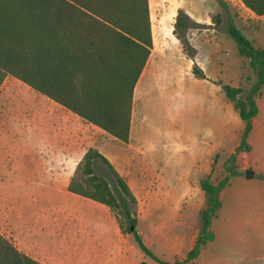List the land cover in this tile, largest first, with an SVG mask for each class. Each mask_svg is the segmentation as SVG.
Wrapping results in <instances>:
<instances>
[{
  "label": "crops",
  "instance_id": "crops-1",
  "mask_svg": "<svg viewBox=\"0 0 264 264\" xmlns=\"http://www.w3.org/2000/svg\"><path fill=\"white\" fill-rule=\"evenodd\" d=\"M217 7L215 0H183L180 5L199 27V33L189 39L197 54V41L207 37L208 32H216L211 22V8ZM172 11L177 12L176 9ZM252 14L254 21L264 22V16ZM186 60L194 63L187 55ZM197 63L205 72L198 60ZM49 100L46 104L49 111L35 118L36 124L27 130L32 136L42 137L40 152L30 155L26 161L33 173L39 175L20 176L15 166L6 179L0 171V234L20 252L41 264H137L130 259V237L122 234L111 210L68 190L85 153L94 148L126 178L139 205L151 178L154 179V214L169 215L170 225L174 223L181 230V234L170 237L169 252L164 259L169 263L185 259L199 237L200 212L206 205L200 183L202 179L212 177L215 159L225 153L229 143L233 146L228 154H235L241 143L244 123L233 103L227 104L220 97L201 98L198 101L203 125L200 133L191 129L192 124L186 123L185 129L170 134V144L161 147L146 140L143 134L139 143H135L134 124L143 122V117L136 113L140 98L135 89L129 142L123 143L102 130L104 135L101 133L83 151L82 119ZM257 106L258 114L248 139L251 151L238 156L241 161L239 172L252 170L254 175L247 178L239 173L230 178L220 194L221 210L211 224L215 238L190 264H226V252L222 247L229 246L234 240L229 230L232 222L229 213L249 212L255 232L264 233V206L256 202L264 199V91L257 98ZM227 138L230 139L228 144ZM119 167L136 170L129 175L121 173ZM179 167H185L181 175L178 174ZM158 168L169 169V173H159ZM184 199L189 204L183 211L177 205ZM242 205L251 208L247 211ZM153 254L158 257L157 253ZM145 257L147 264H159Z\"/></svg>",
  "mask_w": 264,
  "mask_h": 264
},
{
  "label": "trees",
  "instance_id": "trees-1",
  "mask_svg": "<svg viewBox=\"0 0 264 264\" xmlns=\"http://www.w3.org/2000/svg\"><path fill=\"white\" fill-rule=\"evenodd\" d=\"M241 1L256 16H264V0ZM217 2L227 7L224 0ZM195 26L180 9L174 34L194 62V77L207 80L195 61V49L178 33L181 27ZM227 33L255 74L247 89L220 84L244 123L241 143L231 156L235 164L238 154L251 151L248 139L258 114L257 96L264 89V49L255 48L234 23ZM153 46L149 0H0V88L12 76L123 143L130 139L134 92ZM100 164L108 172L99 167L98 175ZM229 172L218 183L211 176L202 179L206 205L200 212L199 237L186 258L173 263L162 261L146 246L137 230L136 196L97 149L85 153L68 190L107 206L122 234L131 235L141 251L157 263L190 264L215 238L211 224L222 207L221 191L230 177L239 174ZM120 217L126 221V231ZM0 264L41 263L0 234Z\"/></svg>",
  "mask_w": 264,
  "mask_h": 264
},
{
  "label": "rangeland",
  "instance_id": "rangeland-1",
  "mask_svg": "<svg viewBox=\"0 0 264 264\" xmlns=\"http://www.w3.org/2000/svg\"><path fill=\"white\" fill-rule=\"evenodd\" d=\"M182 1L149 0L154 46L140 78L141 82H138L137 88H139H136L137 98H140L136 113L143 117V122L140 125H137V122L134 124V135L137 137L135 143H139L143 134L146 140L163 147L171 143L170 134L185 129L186 123L192 124L191 129L200 133L203 125L200 123L202 112L198 101L201 98L220 97L229 104L230 101L222 91L221 85L247 89L255 81V74L249 67V60L238 54L237 44L227 33V29L234 23L255 48L264 49V22L254 21L251 18L253 14L241 0H224L227 7L217 2L218 7L211 8V22L216 32H208L207 37L197 41L196 58L204 67L205 75L208 77L207 80H199L193 75L194 63L186 60L187 54L183 44L174 34ZM173 9L177 12L172 11ZM198 29L199 27L196 26L188 30L181 27L178 33L184 36L193 47L189 39L199 33ZM188 50L192 49L189 47ZM263 91L264 89L257 98ZM48 101L50 100L47 97L14 77H8L2 84L0 88V171L4 178L9 179V172L15 166L20 176L39 175L37 172L33 173L26 161L30 155H37L40 152L43 144L42 137L32 136L27 130L34 127L35 118L38 119L41 114L49 111L46 106ZM38 122L40 124V119ZM81 130L83 151L88 149L101 133L104 135L101 129L83 120ZM226 141L228 144L230 139L227 138ZM231 146L233 145L229 143L225 153L223 152L215 159L212 177L216 183L229 177V170L246 177L247 170L239 172L241 161L239 162L238 156L240 154L237 155L235 164L231 162L233 154H228ZM222 162L224 163L221 165ZM99 167L108 172L107 168L100 164L97 170L98 175H101ZM184 168H178L179 175L185 170ZM119 170L121 173L131 175L136 169L119 167ZM157 170L159 173H169V169L166 168ZM153 182L155 181L151 178L142 203L140 205L138 203L137 230L146 246L157 253L159 259L168 262L164 258L169 252L167 246L169 239L172 236L175 237L177 233L181 234L179 232L181 230L174 223L170 225L169 215L154 214L155 204L152 193L156 184ZM247 202L249 203L250 200ZM256 202L264 206V199ZM188 204L189 201L184 199L182 202L179 201L177 207L184 211ZM241 207L247 211L251 208L248 205ZM229 208L233 209L232 206ZM229 218L232 221L229 230L234 240L229 246L222 247V250L226 252L224 254L226 264H264V233L255 232L252 225L253 218L249 212L242 214L232 212L229 213ZM120 221L126 231V221L122 217ZM124 235L130 237L131 261L147 264L148 258L133 237L129 234Z\"/></svg>",
  "mask_w": 264,
  "mask_h": 264
},
{
  "label": "water",
  "instance_id": "water-1",
  "mask_svg": "<svg viewBox=\"0 0 264 264\" xmlns=\"http://www.w3.org/2000/svg\"><path fill=\"white\" fill-rule=\"evenodd\" d=\"M253 175H254V173H253L252 170H247V171H246V177H247V178H251ZM132 230H134L133 227H132Z\"/></svg>",
  "mask_w": 264,
  "mask_h": 264
},
{
  "label": "bare ground",
  "instance_id": "bare-ground-1",
  "mask_svg": "<svg viewBox=\"0 0 264 264\" xmlns=\"http://www.w3.org/2000/svg\"><path fill=\"white\" fill-rule=\"evenodd\" d=\"M140 82H141V81H140ZM138 88H139V87H138ZM138 88H137V89H138ZM137 92H138V91H137ZM137 92H136V96H137Z\"/></svg>",
  "mask_w": 264,
  "mask_h": 264
}]
</instances>
